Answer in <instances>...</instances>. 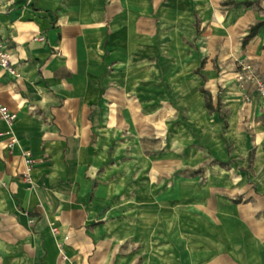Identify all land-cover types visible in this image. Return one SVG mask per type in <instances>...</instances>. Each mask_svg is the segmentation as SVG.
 I'll use <instances>...</instances> for the list:
<instances>
[{"label":"crops","instance_id":"0c3cea01","mask_svg":"<svg viewBox=\"0 0 264 264\" xmlns=\"http://www.w3.org/2000/svg\"><path fill=\"white\" fill-rule=\"evenodd\" d=\"M225 1L0 0L16 72L0 68V104L17 115L0 120V264H264V111L235 80L242 62L264 77V26L243 44L264 11ZM160 108L156 152L141 111ZM127 151L153 159L129 233ZM154 158L203 173L159 181Z\"/></svg>","mask_w":264,"mask_h":264},{"label":"rangeland","instance_id":"374dc122","mask_svg":"<svg viewBox=\"0 0 264 264\" xmlns=\"http://www.w3.org/2000/svg\"><path fill=\"white\" fill-rule=\"evenodd\" d=\"M238 66V70H239ZM236 80V79H235ZM250 88L248 87V90ZM251 95V94H250ZM252 96V95H251ZM243 101L247 104L249 102H246L245 97L243 95ZM251 103V102H250ZM143 118L146 120L143 123L141 127V133L145 137L144 139H152L157 138V143L152 147V149H156L155 151H161L166 150L167 148H171V145L168 143V137H169V130L171 127L166 123V111L163 110V108L158 109V112L155 116V118L152 116L151 119L148 115V112L145 110H142ZM164 117H163V116ZM132 137V136H130ZM143 144H146V142H142ZM127 145H130L132 150V142L127 143ZM128 147V146H127ZM192 150V149H191ZM128 154H126V157L119 159V169H121L124 172V177L126 181L125 186V198H127L126 202V227H127V233H129L128 228L130 224L133 223V203H132V197H133V191H134V182H136L138 185H143L144 188H148L149 181H150V166H151V156L148 157V154L141 155L139 157L135 153H132L131 151H127ZM131 153V154H130ZM208 157V156H207ZM205 157V158H207ZM153 160V159H152ZM155 165H164L167 166L163 168V172L159 173L158 179L159 181L166 178V176L169 177V175L173 176V179L179 178V176L189 177L193 175H198V171H202L199 174L203 173V165H207L208 163H212L211 159H206L204 164L199 162H194V159H190L188 162H186V166H181V160L180 159H173L170 162H166L165 158H154ZM163 163V164H162ZM117 164V163H111ZM173 167V168H172ZM159 171H162L161 168L158 169ZM121 175V174H120ZM120 197H124L122 192H120ZM117 210V208H116Z\"/></svg>","mask_w":264,"mask_h":264},{"label":"built area","instance_id":"2783aa9c","mask_svg":"<svg viewBox=\"0 0 264 264\" xmlns=\"http://www.w3.org/2000/svg\"><path fill=\"white\" fill-rule=\"evenodd\" d=\"M37 41H44L43 37L37 38ZM10 54L5 50L4 44L0 41V68L8 70L9 73L15 75V69L11 63ZM239 70L235 75L236 83L244 92L246 102H252L256 98L259 105L264 111V77L261 76L256 70L255 66L250 62H242L239 64ZM248 87L250 88L248 90ZM252 96H251V95ZM17 119L16 113L11 112L6 106L0 104V120H2L8 127L14 125ZM16 142L12 137L10 147ZM34 161L31 159L30 154H25L26 171L24 176L30 181V172ZM53 233L58 234V229L53 228Z\"/></svg>","mask_w":264,"mask_h":264},{"label":"trees","instance_id":"16d2710c","mask_svg":"<svg viewBox=\"0 0 264 264\" xmlns=\"http://www.w3.org/2000/svg\"><path fill=\"white\" fill-rule=\"evenodd\" d=\"M223 6H230L232 8H238L240 6H244L246 8H249V7L256 6L258 8V10L264 11V9L260 7L259 1L258 2H252V1L238 2V1H234V0H227L223 3ZM263 26H264V20L258 21L253 26H251L250 30H249L250 33L244 39L243 44L246 45L252 38H254L257 35V33L259 32V29ZM200 93H202L204 95L205 106H206V109H208L207 111L211 114L212 113H218L219 116L221 117V119H224V114L221 112L220 101H218V104L215 107L212 103V96H211L212 93H210L209 91H207L204 88H201ZM200 172H202V171L201 170L198 171L197 174H199Z\"/></svg>","mask_w":264,"mask_h":264}]
</instances>
